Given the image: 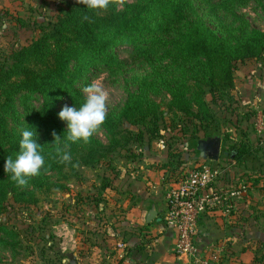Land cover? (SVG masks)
<instances>
[{
  "label": "trees",
  "instance_id": "16d2710c",
  "mask_svg": "<svg viewBox=\"0 0 264 264\" xmlns=\"http://www.w3.org/2000/svg\"><path fill=\"white\" fill-rule=\"evenodd\" d=\"M248 1L232 0V3L244 5ZM203 2L211 5L213 0ZM119 3L123 4L121 9ZM194 3L195 0H133L129 3L110 0L107 9L90 11L84 0H74L61 10L54 24L43 29L40 38L28 46L11 50L0 64V245L10 249L13 259L20 244L4 239H15V233L2 222V217L10 202L29 207L41 202V193L68 190L65 185L49 183L45 178L48 174L57 172L68 181L78 175V167L97 169L104 163L111 165L110 155L129 151V146L134 144L160 139L168 127L178 129L191 141L215 135L210 133L217 129L211 105L224 104L227 99L232 101L234 75L240 64L264 59V33L236 16V27L229 28L226 36L220 37L204 23ZM85 15L87 20L83 19ZM123 42L134 44L146 60H170L175 67L174 74L169 78L155 74L153 78L141 79L138 93L128 96L120 114L106 116L102 128L107 133L108 145L94 137L87 142L69 143L64 150L71 153L72 160L61 162L52 146L53 132L61 137L67 135L58 109L66 104L80 107L85 96L76 84L91 69L119 71L122 68L115 48ZM144 42L150 45L148 49L139 47ZM163 91L171 98L168 112L174 119L169 122L152 99ZM27 94L41 96L40 107L29 106ZM18 97L24 107L22 114L17 107ZM125 124L137 130L126 128ZM22 126L36 130L37 142L43 147L46 160L47 170L29 178L26 184L32 190H21L4 167L6 159H15L19 152ZM63 144L61 139L58 146L63 148ZM173 150L169 146V159L162 165L161 171L167 180L178 175L182 165L181 155ZM229 150V157L240 163L249 158L256 160L253 156L257 150L244 143ZM249 180L256 192L264 194L262 175ZM103 183L104 190L113 185L110 180ZM248 196L252 198L249 193L243 198ZM95 200L99 203L104 197L99 195ZM235 212L233 210L229 216ZM244 212L239 218L248 220L249 215H243ZM213 214L210 212L203 217L210 218ZM140 246L141 251L146 245ZM258 261L262 263L264 256L255 259Z\"/></svg>",
  "mask_w": 264,
  "mask_h": 264
},
{
  "label": "rangeland",
  "instance_id": "374dc122",
  "mask_svg": "<svg viewBox=\"0 0 264 264\" xmlns=\"http://www.w3.org/2000/svg\"><path fill=\"white\" fill-rule=\"evenodd\" d=\"M71 1L74 0H0V64L11 50L28 46L40 38L43 29L54 24L61 10ZM132 1L122 0L123 3ZM122 5L119 3L120 9ZM194 5L204 23L220 37H225L229 28L236 27L234 22L236 16L242 18L251 28L264 33V1L249 0L244 5H234L232 0H213L211 5H207L203 0H195ZM139 47L148 49L150 45L144 42L140 43ZM115 52L123 63L119 71L107 68L91 69L76 84V88L82 92L87 84L98 81L108 92L107 116L113 117L120 114L130 94L138 93L141 79L153 78L155 74L169 78L175 71L170 60L162 58L146 60L136 51L132 43L118 44ZM234 79L232 101L227 99L224 104L211 105L217 121V129L210 133H215L222 139L223 150L226 152L241 143L257 150L256 155L253 156L256 160L249 158L240 163L229 157V154L221 157L219 166L229 172L224 179L218 181L214 190H230L235 187L236 182H245L250 186L249 179L259 175L264 177V59L250 60L240 64ZM27 98H29L27 102L29 106L35 109L40 107L41 96L27 94ZM19 99L20 97H18L17 107L22 114L24 107ZM152 99L164 111L166 121L174 119L173 114L168 112L171 98L166 92L153 95ZM210 99L208 97V101ZM65 106L69 105L66 104L63 107ZM63 107L58 109L59 113ZM261 122L263 126L260 125ZM62 124L67 129V122L62 121ZM124 127L137 130L128 124ZM162 135V138L151 142L131 145L129 151L121 150L110 155L108 162L112 160L111 165L104 163L97 169L78 167V175L68 181H64L57 172L48 174L45 178L49 183L65 185L68 190L41 193L39 194L41 202L37 205L25 207L10 202L2 222L14 231L15 239H4L20 245L17 247L18 254L15 259L12 258L8 247L0 245V264H70L71 262H64L65 257L60 250L57 228L69 226L75 229L77 237L82 234L77 239L85 241L88 239L85 234L90 229L100 228L102 231L106 222L114 219L117 221L116 224L119 223V228L112 226L110 229H105L106 234L103 233L96 239L85 241L88 246L93 242L96 243L95 246H99L98 251H90V249L87 251L88 258L85 264H93L90 263L93 258L96 259L94 264H108L107 259L117 253L118 245L124 244L126 237L139 235L144 237L142 240L146 246L145 249H141V254L147 263L148 260L149 263L161 261L163 264L178 262V254L175 250L176 240L167 236L162 223L155 220L146 225L144 208L147 205L140 200V196L143 192L151 193L148 191L150 189L148 184L155 185L159 175L163 174L162 165L169 159V146L181 155L182 162L179 174L177 173L178 175L169 180H175L187 170L207 161H202L199 157L198 141H191L188 137H184L178 129L171 130L168 127ZM92 137L108 145L104 128L101 127ZM225 138L228 140L224 141ZM105 180H110L113 185L104 190ZM138 183L139 187H143L141 190L137 188ZM20 189L32 190L28 185L20 186ZM251 193L254 194L255 200L257 199L255 205L257 213H253L254 216L248 224L264 230V194L256 192L254 188ZM99 195H103L104 201L98 203L95 199ZM154 195L155 193L151 196ZM213 215L210 219H204L203 224L210 225L211 228L207 230L217 238L222 235L221 231L229 223L225 221L226 217L223 215L217 213ZM94 219H97V222H93ZM128 223L133 225L122 238L117 229L123 230ZM248 224L245 227H249ZM66 259L69 258L66 257Z\"/></svg>",
  "mask_w": 264,
  "mask_h": 264
},
{
  "label": "crops",
  "instance_id": "0c3cea01",
  "mask_svg": "<svg viewBox=\"0 0 264 264\" xmlns=\"http://www.w3.org/2000/svg\"><path fill=\"white\" fill-rule=\"evenodd\" d=\"M214 164L220 165L219 162ZM227 172L229 171L228 170L226 171V173L221 178V180L226 177ZM151 175L153 176L152 178L153 180L154 173ZM157 179L158 182L155 185L148 184V187L150 188L148 189V191H150L151 193L146 194L145 192H143L140 196V200L143 203H146L147 205L144 208L146 216L150 204H154L158 211H162V210L165 211L166 194L168 190L176 183L175 180H167L162 173L159 175ZM137 188L141 190L143 187H139V183H138ZM252 189L253 187L251 188V190ZM251 190L249 194H251L252 198L248 196L247 198H243L239 200L238 204L236 205L235 214L233 216H224L226 217L225 221L228 222L229 225L225 226L224 228L222 227L223 230L221 231L222 235L220 237L219 236L217 238L214 237L213 233L207 230V228H211L210 225L203 224L204 219L205 220L210 219L209 216L203 217L200 221L198 243L202 244L203 246H208L212 243H216V244L219 243L221 246H223L225 249V257H224L225 259L223 264H264V261L262 263H260L259 261L258 263L255 262L256 258L260 259L261 257L264 256V230L257 229L252 224H248L250 223L251 218L254 216L253 213L255 212L257 213V211L255 210L257 199L255 200V198L253 197L254 194L251 193ZM153 193H155V195L151 196L153 195ZM148 196L151 197L148 198ZM243 212H244L243 215L245 214H247L246 216L249 215L248 220H242V218H239L241 217L239 215ZM162 216L163 214L161 213L157 217L156 221L162 223L163 228L165 229V231H167V236H169L171 239L176 240L175 233L172 230L166 228V226L164 225L162 221ZM255 220H257V217H255ZM95 221L97 222V219L93 220V222ZM116 222L117 221L115 219L106 222V225H104L102 231L100 230V228L90 229L89 232L85 234L86 238H88L85 239V241H88L89 239L91 240L96 239L98 238V236H100L103 233L106 234L107 231L105 229H110V227L112 226L115 228H119L118 225L119 223L116 224ZM153 222H155V220ZM145 223H146V217H145ZM246 224H248L249 227H245ZM131 225H133V223H131ZM131 225L128 223L124 226L123 230L117 229V232L121 234L122 238L126 235L125 232L130 229ZM146 225L149 224L146 223ZM62 227L63 228L61 229L57 228V231L59 232L57 236L60 238L59 240L60 250L62 255L65 257L64 262H71L70 264H85V261L88 258L87 251L89 249L90 251L91 250L98 251L99 246H95L96 244L95 242L90 243L88 246V244L85 241H80L81 239L80 240L77 239L80 238L82 234L81 235L79 234L80 236L77 237L75 229L69 228V226H62ZM137 231L139 230L137 229ZM126 239L128 240V241L125 240V242L128 244L125 245L127 247V250L119 249L113 257L110 256L111 258L107 259V263L108 264H146L147 261L143 258L141 254L142 252L138 249V246L145 243L142 240L144 239V237L142 235H139L138 237L131 236V238L130 236H128L126 237ZM66 257H68L70 260L66 259ZM95 261L96 259L93 258V260L90 263L94 264L96 263ZM147 264H163V262L156 261L153 263H149L148 260ZM168 264H186V261L185 259H181V260L178 259V262L176 263L172 262Z\"/></svg>",
  "mask_w": 264,
  "mask_h": 264
},
{
  "label": "built area",
  "instance_id": "2783aa9c",
  "mask_svg": "<svg viewBox=\"0 0 264 264\" xmlns=\"http://www.w3.org/2000/svg\"><path fill=\"white\" fill-rule=\"evenodd\" d=\"M226 171L214 163H202L184 172L166 194L162 221L175 233L178 259H185L186 264H223L224 247L216 243L203 246L198 235L204 215L213 212L229 216L250 192L245 182L234 183L230 190H214ZM118 247L127 250L124 244Z\"/></svg>",
  "mask_w": 264,
  "mask_h": 264
},
{
  "label": "clouds",
  "instance_id": "9594fccd",
  "mask_svg": "<svg viewBox=\"0 0 264 264\" xmlns=\"http://www.w3.org/2000/svg\"><path fill=\"white\" fill-rule=\"evenodd\" d=\"M110 0H84L85 7L90 10H104L109 6ZM83 19L87 20L85 15ZM85 96L79 108L76 106H65L59 113V119L67 122V135L59 136L53 132L56 154L61 162L70 163L71 153L65 151L69 143L79 141L87 142L105 123L107 116L106 102L108 92L104 90L98 81H93L83 87ZM19 152L16 158L8 157L5 161V172L11 173V178L18 186H25L29 178L46 171V160L43 147L37 142V132L32 127L22 126L19 129ZM63 139V148L58 146Z\"/></svg>",
  "mask_w": 264,
  "mask_h": 264
},
{
  "label": "water",
  "instance_id": "95a60500",
  "mask_svg": "<svg viewBox=\"0 0 264 264\" xmlns=\"http://www.w3.org/2000/svg\"><path fill=\"white\" fill-rule=\"evenodd\" d=\"M197 151L202 161L210 163H218L223 156H228V152L223 150V142L219 136L213 135L207 139H202L197 142ZM158 211L154 204H150L146 216V223L150 224L162 213Z\"/></svg>",
  "mask_w": 264,
  "mask_h": 264
}]
</instances>
